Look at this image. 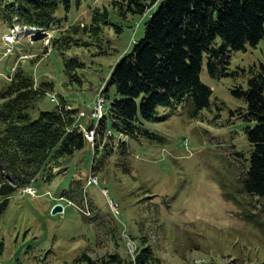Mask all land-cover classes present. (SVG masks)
<instances>
[{"label":"rangeland","instance_id":"374dc122","mask_svg":"<svg viewBox=\"0 0 264 264\" xmlns=\"http://www.w3.org/2000/svg\"><path fill=\"white\" fill-rule=\"evenodd\" d=\"M107 5L108 0L73 4L70 12L59 13L64 21L53 32L17 28L21 32L13 35V43L9 37L15 30L0 21V85L17 69L36 86L48 83L51 89L36 114L59 105L76 110L78 127L86 133L95 108L106 110L103 90L111 69L143 36L145 17L115 22L98 39L82 36L93 44L67 53L84 64L76 76L63 74L52 40L71 24H90L91 9ZM261 64L264 41L234 53L229 65L222 66L225 70L220 68L224 77L212 78L205 69L202 82L213 92L210 108L197 118L188 107L160 111V122L146 124L158 136L153 142L111 130L96 135L99 122H92L94 142L86 136L84 150L16 193L1 211L0 264H83L84 254L92 259L119 254L131 260L143 245L164 264H264V200L250 206V198L234 192L250 147L244 124L232 114L243 107L232 92L239 86L246 89ZM222 189L247 200L246 210L256 216L253 222L244 219L238 204L224 199ZM55 207L62 212L53 214Z\"/></svg>","mask_w":264,"mask_h":264},{"label":"trees","instance_id":"16d2710c","mask_svg":"<svg viewBox=\"0 0 264 264\" xmlns=\"http://www.w3.org/2000/svg\"><path fill=\"white\" fill-rule=\"evenodd\" d=\"M81 1L0 0V21L11 29L53 32L58 22L64 21L59 13L70 12L73 4ZM129 16L145 17L143 36L111 69L103 90L106 112L96 135L104 136L111 130L131 140L153 142L158 136L146 124L160 122V111L188 107L190 116L197 118L210 108L213 96L212 89L202 82L205 69L212 78L224 77L226 73L220 68L229 65L234 53L256 48L264 41V0H108L107 6L91 9L90 24H71L54 35L53 52L60 59L63 74L76 76L84 66L76 57L67 58L76 46L93 44L82 41V36L101 38L106 28ZM252 73L246 89L239 86L232 92L242 100L243 107L232 114L244 124L250 147L249 159L238 155L247 168L234 192L250 198V206L253 200H264V64ZM33 81L17 69L0 85V213L16 193L45 179L52 168L84 150L88 143L78 127L76 110L59 105L36 114L51 87L48 83L36 86ZM92 122L87 129L93 130ZM121 151L126 153L124 146ZM224 189V199L238 204L244 219L253 222L256 216L246 210L247 200L232 198L235 193ZM3 252L0 239V257ZM81 263L164 264L145 245L131 260L119 254L99 259L84 254Z\"/></svg>","mask_w":264,"mask_h":264},{"label":"bare ground","instance_id":"6f19581e","mask_svg":"<svg viewBox=\"0 0 264 264\" xmlns=\"http://www.w3.org/2000/svg\"><path fill=\"white\" fill-rule=\"evenodd\" d=\"M104 105V104H103ZM95 108V107H94ZM93 108V109H94ZM98 108V107H97ZM96 109V108H95ZM105 109H104V107L102 106V109H101V113L100 114H97L96 115V113H95V110H94V114H93V118L91 117V114H90V118H91V120L93 119V121L94 122H99L101 119H102V117L104 116V114H105V112H106V110L104 111ZM96 115V116H95ZM95 116V117H94ZM83 117V116H82ZM90 132H93L94 134L92 135V141H90V142H94V136H95V130L93 129V130H89Z\"/></svg>","mask_w":264,"mask_h":264},{"label":"built area","instance_id":"2783aa9c","mask_svg":"<svg viewBox=\"0 0 264 264\" xmlns=\"http://www.w3.org/2000/svg\"><path fill=\"white\" fill-rule=\"evenodd\" d=\"M101 109H102V107L100 106L99 108H96L95 109V113H96V115L97 114H100L101 113ZM94 133L93 132H86V134H85V136H87V139L89 140V141H92V135H93ZM93 183H95V184H97L96 182H94V181H92Z\"/></svg>","mask_w":264,"mask_h":264},{"label":"water","instance_id":"95a60500","mask_svg":"<svg viewBox=\"0 0 264 264\" xmlns=\"http://www.w3.org/2000/svg\"><path fill=\"white\" fill-rule=\"evenodd\" d=\"M63 208H60V207H55L53 209V214H56V213H59V212H62Z\"/></svg>","mask_w":264,"mask_h":264}]
</instances>
